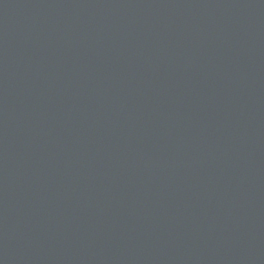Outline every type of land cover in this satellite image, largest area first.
Wrapping results in <instances>:
<instances>
[{
  "label": "water",
  "instance_id": "water-1",
  "mask_svg": "<svg viewBox=\"0 0 264 264\" xmlns=\"http://www.w3.org/2000/svg\"><path fill=\"white\" fill-rule=\"evenodd\" d=\"M0 264H264V0H0Z\"/></svg>",
  "mask_w": 264,
  "mask_h": 264
}]
</instances>
